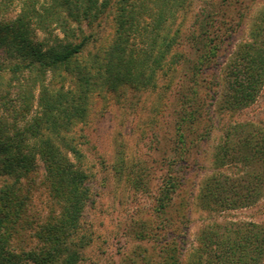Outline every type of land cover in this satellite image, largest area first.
Wrapping results in <instances>:
<instances>
[{
    "label": "trees",
    "instance_id": "trees-1",
    "mask_svg": "<svg viewBox=\"0 0 264 264\" xmlns=\"http://www.w3.org/2000/svg\"><path fill=\"white\" fill-rule=\"evenodd\" d=\"M241 4L51 0L39 8L37 0L24 3L18 20L8 26L11 39L1 40L21 59L8 70L11 77L0 82V264H79L84 259L82 218L91 188L79 124L87 120L94 97H114L122 86L160 88L180 144L175 151L181 156L173 161L185 162V167L187 145H198L210 135L206 123L213 119L204 91L215 87L229 110H243L257 100L264 85V45L237 52L222 93L221 78L214 72L229 31L239 25L235 9ZM55 24L64 28V38L54 34ZM33 25L44 28L52 40L33 42ZM233 130L225 137L231 159L258 161L264 168V129L248 123ZM237 181L213 175L205 186L207 198L224 206L231 193L247 204L260 199L264 172ZM183 182L171 174L166 181L160 198L164 227L171 225L168 214ZM209 236L216 237L208 244L214 262L207 264L264 261V227L255 236H235L248 244L241 255L221 249L217 232ZM179 262L178 254L163 252L159 264ZM199 263H204L202 257Z\"/></svg>",
    "mask_w": 264,
    "mask_h": 264
},
{
    "label": "rangeland",
    "instance_id": "rangeland-1",
    "mask_svg": "<svg viewBox=\"0 0 264 264\" xmlns=\"http://www.w3.org/2000/svg\"><path fill=\"white\" fill-rule=\"evenodd\" d=\"M26 1L0 0V82L11 77L8 70L21 59L1 40L11 39L8 26L18 20ZM49 2L37 0V6ZM235 13L239 25L229 31L226 51L216 58L214 72L221 78V93L226 91L237 52L246 46L264 45V0H242ZM53 26L54 34L64 38V28ZM30 28L36 33L31 35L33 42L52 40L44 28ZM206 92L203 94L213 119L206 123L210 135L198 145H187L191 148L186 167L185 162H174L181 156L175 151L180 144L171 108L165 107L167 95L160 88L122 86L114 97L93 98L87 120L79 124L91 188L82 218L81 233L86 236L84 259L79 264H159L163 252L169 257L178 254L179 264H200V257L203 264L212 263L214 256L208 244L216 236L209 233L217 232L221 249L229 254L236 250L241 255L248 244L235 236H255L264 227V181L259 185L260 199L248 204L233 193L225 206L214 204L205 189L213 175L223 174L239 182L248 173L263 174L258 161L231 159L225 137L242 124L264 129V85L257 100L243 110H229L224 97L215 95V87ZM170 174L184 182L173 197L178 210L174 211V206L173 212L167 213L171 225L164 227L166 212L160 210V198ZM3 180L0 176V189Z\"/></svg>",
    "mask_w": 264,
    "mask_h": 264
}]
</instances>
